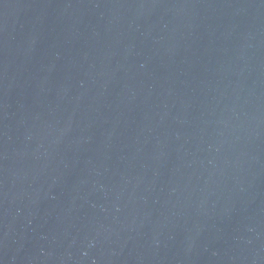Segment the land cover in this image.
Segmentation results:
<instances>
[{
	"label": "water",
	"instance_id": "obj_1",
	"mask_svg": "<svg viewBox=\"0 0 264 264\" xmlns=\"http://www.w3.org/2000/svg\"><path fill=\"white\" fill-rule=\"evenodd\" d=\"M0 264H264V0H0Z\"/></svg>",
	"mask_w": 264,
	"mask_h": 264
}]
</instances>
